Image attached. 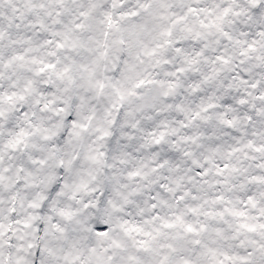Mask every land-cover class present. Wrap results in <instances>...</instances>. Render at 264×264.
<instances>
[{"label":"snow or ice","instance_id":"snow-or-ice-1","mask_svg":"<svg viewBox=\"0 0 264 264\" xmlns=\"http://www.w3.org/2000/svg\"><path fill=\"white\" fill-rule=\"evenodd\" d=\"M0 264H264V0H0Z\"/></svg>","mask_w":264,"mask_h":264}]
</instances>
